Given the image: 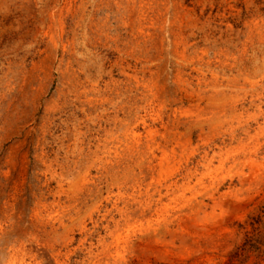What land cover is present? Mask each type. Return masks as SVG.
I'll list each match as a JSON object with an SVG mask.
<instances>
[{
	"label": "rangeland",
	"instance_id": "rangeland-1",
	"mask_svg": "<svg viewBox=\"0 0 264 264\" xmlns=\"http://www.w3.org/2000/svg\"><path fill=\"white\" fill-rule=\"evenodd\" d=\"M0 264H264V0H0Z\"/></svg>",
	"mask_w": 264,
	"mask_h": 264
}]
</instances>
